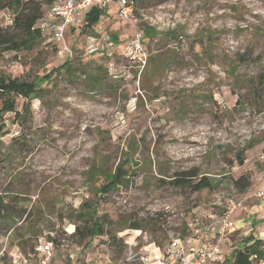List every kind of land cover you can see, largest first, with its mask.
Instances as JSON below:
<instances>
[{"label": "rangeland", "instance_id": "rangeland-1", "mask_svg": "<svg viewBox=\"0 0 264 264\" xmlns=\"http://www.w3.org/2000/svg\"><path fill=\"white\" fill-rule=\"evenodd\" d=\"M135 4V25L112 13L110 21L101 18L90 29L82 23L68 28L62 42L45 29L31 49L0 46V75L37 83L25 101L11 95L19 116L13 110L0 117L4 264L23 249L37 264L40 255L33 247L48 240L67 244H54L50 264H142L136 258L153 249L148 243L161 248L177 232L186 235L208 222L209 214L220 215L233 188L234 198L260 188L264 0ZM20 5L25 12L38 6L42 13L47 0ZM8 12L14 13L0 12V25ZM136 32L142 34L145 58H130L127 45ZM89 37L96 38L98 50L88 47ZM106 40L114 44L109 54L101 49ZM65 61L68 67L54 72ZM124 152L129 158L122 183L101 195L98 188ZM191 169L198 172L200 190L172 184L176 174ZM254 199L245 200L241 214L236 211L242 217H234L237 228L225 233L221 258L207 264H226L232 249L260 228L252 214L246 217ZM85 202L97 211L80 219ZM95 219L102 232L84 239L75 233L76 226ZM133 222L140 229L131 228ZM112 236L122 241L114 245Z\"/></svg>", "mask_w": 264, "mask_h": 264}, {"label": "built area", "instance_id": "built-area-1", "mask_svg": "<svg viewBox=\"0 0 264 264\" xmlns=\"http://www.w3.org/2000/svg\"><path fill=\"white\" fill-rule=\"evenodd\" d=\"M114 0H47V7L37 26L41 30L47 29L50 38L55 42H62L65 31L78 25L83 14L78 11L88 10L94 6H106ZM117 2V16L119 19L126 21L130 25L137 23V18L134 15V7L131 0H115ZM12 15L7 13L3 18V25L11 23ZM87 40L88 47L92 50H98L94 43L96 38L89 37ZM68 51L69 49L64 46ZM130 58H145L146 53L142 43V34L136 32L133 39L128 43ZM259 161L264 162V153L260 154ZM238 191L233 188L225 196L224 209L220 215L211 213L208 215V222L192 227L189 233L181 235L177 232L172 236L163 247H159L152 241L147 245L152 246V250H147V254L137 257L142 264H207L209 259H219L221 253V244L225 233L235 226L232 218L236 211L245 210V200L247 197L234 198ZM264 191H258L257 196H263ZM221 203V202H220ZM203 235H212L211 240H200ZM54 244L57 247L63 248L67 246L59 240H48L38 244L34 249L36 254L40 255L37 264H50V256L54 251ZM18 253L11 256L12 261L9 264H32L27 259V254L19 250ZM70 257H74L72 254ZM249 260L252 264H264V255L250 254ZM0 264H4L0 258Z\"/></svg>", "mask_w": 264, "mask_h": 264}, {"label": "trees", "instance_id": "trees-1", "mask_svg": "<svg viewBox=\"0 0 264 264\" xmlns=\"http://www.w3.org/2000/svg\"><path fill=\"white\" fill-rule=\"evenodd\" d=\"M20 2L21 0H0V12H3L4 9H10L14 12H8L13 17L11 23L0 25V46H2L5 50H11L14 52L20 51L22 49H31L34 46V42L43 35V31L36 24L44 12L41 13L38 6L34 7L32 11L25 12V7L20 5ZM131 2L135 10L136 0H131ZM103 12L104 8L102 6H94L86 11L81 22L84 28L90 29L95 24H97L100 21ZM81 23L70 28H77ZM240 59L245 60L248 59V57L241 56ZM68 64L69 62L65 61L60 67L55 68L54 72H60L61 68L66 69L68 67ZM46 78H49L48 74L41 76L39 81H43ZM94 78H96L95 83L101 86L100 77L95 74ZM36 87L37 83L35 82V80L1 74L0 100L2 99V103L0 106V117L2 116L3 112L13 110L15 112V115L19 116V112H17L13 108L14 102L11 98V95L18 96L25 101L35 93ZM22 108L28 111L29 104L27 102H24L22 104ZM128 158L129 153L124 152L123 160L117 165L115 170L111 172L112 174L107 175L105 183L98 188V191L101 195L108 193L115 185L122 183V178H124L126 173L123 168V164L127 161ZM236 158L239 163H242V153L238 152L236 154ZM176 175L178 176H175L172 180V184L176 186L190 187L195 191L200 190L203 187V185H201L200 183V178H198L197 181L195 180L198 176V172L196 170H186ZM1 206H3V204L1 203L0 199V209ZM84 206L85 207H82L77 215L80 219H83L86 212L91 211L94 215L97 211L93 205H90L87 202L84 203ZM22 214H24V212H22ZM98 221L99 219H95L92 224L89 223L87 226H76L75 233L78 234L80 238L84 239L86 236L102 232V226L100 225V223H98ZM130 227L133 229H140L141 226L138 223L133 222ZM111 239V242L114 245L122 241L121 238L117 239L115 238V236H112ZM242 240L244 241H242L238 247L232 249L229 259L226 260V264H252V262L248 258L250 254H257L258 256L264 255V243L261 239L254 237V235H250L247 238H243ZM36 246H34L33 249ZM22 251L24 252V254H30V252L26 251L25 249H23Z\"/></svg>", "mask_w": 264, "mask_h": 264}, {"label": "crops", "instance_id": "crops-1", "mask_svg": "<svg viewBox=\"0 0 264 264\" xmlns=\"http://www.w3.org/2000/svg\"><path fill=\"white\" fill-rule=\"evenodd\" d=\"M113 3H116L113 4ZM111 6V8H110ZM104 8V12H103V15L101 16V18H105L107 21L110 19V15L112 13H116L117 14V2L114 0L110 5L107 4L106 6L103 7ZM84 18V14L83 16L81 17V20L78 22V23H81L82 20ZM110 21V20H109ZM77 26V25H76ZM108 35V34H107ZM106 36V35H105ZM104 36V37H105ZM103 39V37H102ZM113 43L112 42H109L106 40L105 44H104V48H101L102 50L104 49V53H107L109 54V49H113V47H110ZM114 45V44H113ZM106 46V48H105ZM264 191V178L260 184V188H258L253 194H248L246 195L245 197L247 198H250L252 196L255 197V204L253 205V207L251 208V210L248 212V214L246 215V217L251 220L252 219V216L250 214H252L255 218V223L259 222L260 223V228L255 232L253 233L254 237L258 238V239H261L262 242L264 243V195L263 196H257V192L258 191ZM242 211H240L239 213L241 214ZM235 218H241L242 216L240 217H237L236 216V212L233 214L232 218L233 220ZM243 217L245 218V216L243 215ZM257 220V221H256ZM236 221V220H235ZM234 221V222H235ZM237 226H236V223H235V226L231 229H229L227 232L230 233L231 231H233L234 229H236ZM227 233V234H228ZM212 239V235H203L201 236L200 240H211ZM241 244V243H239ZM221 257H219L220 259ZM208 261H211L213 263L214 259H209ZM208 263V262H207Z\"/></svg>", "mask_w": 264, "mask_h": 264}]
</instances>
